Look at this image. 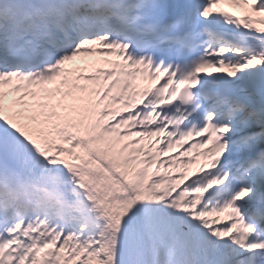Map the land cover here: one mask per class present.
<instances>
[{
    "label": "snow or ice",
    "instance_id": "obj_1",
    "mask_svg": "<svg viewBox=\"0 0 264 264\" xmlns=\"http://www.w3.org/2000/svg\"><path fill=\"white\" fill-rule=\"evenodd\" d=\"M0 264H264V0H0Z\"/></svg>",
    "mask_w": 264,
    "mask_h": 264
}]
</instances>
